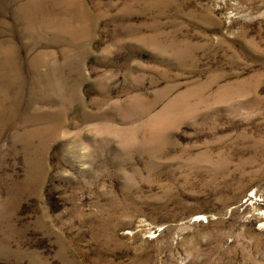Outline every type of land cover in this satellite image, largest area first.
I'll return each mask as SVG.
<instances>
[{
    "label": "rangeland",
    "instance_id": "obj_1",
    "mask_svg": "<svg viewBox=\"0 0 264 264\" xmlns=\"http://www.w3.org/2000/svg\"><path fill=\"white\" fill-rule=\"evenodd\" d=\"M0 264H264V0H0Z\"/></svg>",
    "mask_w": 264,
    "mask_h": 264
}]
</instances>
